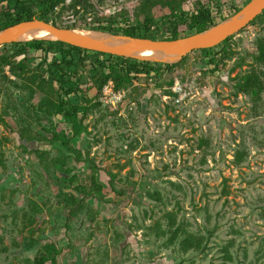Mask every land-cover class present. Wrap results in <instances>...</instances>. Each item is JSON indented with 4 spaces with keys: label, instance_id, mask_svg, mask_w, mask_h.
Wrapping results in <instances>:
<instances>
[{
    "label": "rangeland",
    "instance_id": "374dc122",
    "mask_svg": "<svg viewBox=\"0 0 264 264\" xmlns=\"http://www.w3.org/2000/svg\"><path fill=\"white\" fill-rule=\"evenodd\" d=\"M104 2L87 18L96 22L122 9L130 16L138 0ZM240 3L231 0L227 8ZM243 30L233 35L230 58L216 69L207 65L205 54L189 53L184 66L156 80L137 77L121 90L110 80L99 93L94 87L88 90L86 96L97 108L84 120L88 134L72 143L95 159L103 189L67 223L66 211L55 206L65 185L50 180L37 154L19 145L16 123L2 117L0 264H24L48 242L61 250L55 264H264V93L251 100L235 95L233 87L235 76L252 62L261 25ZM8 53L0 49V56ZM25 58L31 70H45L40 52L30 51ZM239 62L244 63L236 67ZM3 73L15 79L7 67ZM179 86L186 93L181 103L163 95ZM7 88L0 85V90ZM53 122L57 131H67L60 118ZM37 136L44 140L32 142L31 149L43 148L54 156L57 148L47 144L48 136ZM236 152L242 154L240 164L234 163ZM65 166L76 175L73 186L88 190L89 167L71 160ZM106 172L115 176L112 188ZM155 191L160 202L147 195ZM29 201L43 209L30 227L33 246L17 231L20 211L28 210ZM168 214L189 233L205 238L204 253L184 254L177 241L171 245L169 236L157 235V227H168Z\"/></svg>",
    "mask_w": 264,
    "mask_h": 264
},
{
    "label": "trees",
    "instance_id": "16d2710c",
    "mask_svg": "<svg viewBox=\"0 0 264 264\" xmlns=\"http://www.w3.org/2000/svg\"><path fill=\"white\" fill-rule=\"evenodd\" d=\"M230 1L206 0L205 4L203 0H194L187 6V0H138L130 16L122 9L93 22L87 16L96 14L98 7L105 3L104 0H69L68 3L66 0H0V31L22 22L39 20L66 30L104 32L135 40L173 41L216 27L236 16L253 0H241L240 5L232 4L227 8V2ZM255 23L261 25V30L254 41L252 62L241 75L235 76L236 83L233 86L235 95L248 96L251 100L260 98L264 93V11L248 26ZM243 32L245 30L242 29L238 34ZM233 37L207 50L191 53L205 54L207 65L216 69L230 58L232 51L229 44ZM0 49L9 50L8 54L0 56V85H8L7 90H0V121L2 117H10L19 132V145L24 151L37 154L38 165L51 181L55 177V180H59L56 185H65L66 188L56 195L55 206L66 211V223L76 217L87 199L99 197L103 189L96 178L98 167L95 159L86 157L72 143L81 135L88 134L84 120L97 108L87 98L88 90L94 87L99 93L110 80L114 83L115 90L128 87L131 80L137 77L156 80L184 66L188 58L185 55L175 64L139 62L82 50L63 42L48 41L10 43ZM30 51L40 52L41 62L46 65L44 71L41 72L40 67L34 70L29 68L25 57ZM18 58L20 59L17 60ZM243 63H237L236 67H241ZM6 67L14 80L4 76ZM172 84L173 80L170 79L168 87ZM37 95L40 97L36 98ZM163 95L176 97L170 90L164 91ZM54 118H60L61 123L68 126L67 131H57ZM39 133L48 136L46 139L49 146H56L54 156H50L43 148L31 149L32 142L40 144L37 136ZM39 139L44 140L41 137ZM70 160L89 167L91 174L88 190L83 185L73 186L77 180L76 175L65 166ZM241 161L242 154L236 152L234 163L240 164ZM106 173L109 178L108 186L112 188L115 176ZM147 195L152 200L161 201L157 191ZM77 196L81 198L78 199ZM42 210L41 206L29 201L28 210L20 211L22 227L17 231L22 240L27 239L30 246L36 243L30 227L34 223V216L39 215ZM16 215L14 212L13 219H16ZM167 217L168 227L165 230L157 227V235L169 236L167 241L171 245L177 241L184 254L190 251L204 253L206 240L202 235H194L183 229V224H176L172 214ZM25 230L28 232L22 235ZM60 253V249L48 242L42 245L32 260H27L24 264H55ZM224 255L230 259L227 248L224 249Z\"/></svg>",
    "mask_w": 264,
    "mask_h": 264
},
{
    "label": "water",
    "instance_id": "95a60500",
    "mask_svg": "<svg viewBox=\"0 0 264 264\" xmlns=\"http://www.w3.org/2000/svg\"><path fill=\"white\" fill-rule=\"evenodd\" d=\"M250 8L245 11L242 9L236 16H239L233 24L229 26L222 27L221 24L214 28H211L201 34L192 35L185 38H180L173 41H148V46L143 49L142 54L131 53L128 51L113 50L107 48H100L91 43H87L83 40H79L76 36L70 34L71 30H66L53 26L50 23H46L39 20H32L30 22H22L7 29L0 31V47L13 43L12 39L15 34L23 28H42L52 33L54 36L63 39L66 44L77 47L82 50H87L90 52H97L102 54H108L116 57H122L125 59L135 60L139 62H153L161 63L158 59L152 56L153 51H158L160 53H168L172 49H176L180 52V58L183 56L194 52L207 50L212 48L222 42L227 38L237 34L242 29H244L250 22H252L256 17L262 14L264 11V0H253L249 4ZM234 16V17H236ZM68 42V43H67Z\"/></svg>",
    "mask_w": 264,
    "mask_h": 264
},
{
    "label": "bare ground",
    "instance_id": "6f19581e",
    "mask_svg": "<svg viewBox=\"0 0 264 264\" xmlns=\"http://www.w3.org/2000/svg\"><path fill=\"white\" fill-rule=\"evenodd\" d=\"M250 5H247L245 11L248 10ZM239 16L230 18L224 21L221 26H229L233 24ZM70 34L76 36L79 40H83L87 43H91L100 48H107L120 51H128L131 53L142 54L143 49L148 46V41L146 40H135L122 36H113L104 32H94L87 30H71ZM31 41H48V42H66L54 36L52 33L48 32L42 28H23L18 31L14 38L13 43H24ZM68 43V42H67ZM152 56L158 59L159 62L165 64H175L180 61V52L176 49H172L168 53H160L158 51H153Z\"/></svg>",
    "mask_w": 264,
    "mask_h": 264
},
{
    "label": "built area",
    "instance_id": "2783aa9c",
    "mask_svg": "<svg viewBox=\"0 0 264 264\" xmlns=\"http://www.w3.org/2000/svg\"><path fill=\"white\" fill-rule=\"evenodd\" d=\"M178 85V84H177ZM175 87V86H174ZM110 93V92H109ZM112 93V92H111ZM111 93L109 95H111ZM172 94L176 95V97H173L176 103H181L185 97H186V93L185 91H183L180 86L177 88V90H174V88H172Z\"/></svg>",
    "mask_w": 264,
    "mask_h": 264
}]
</instances>
